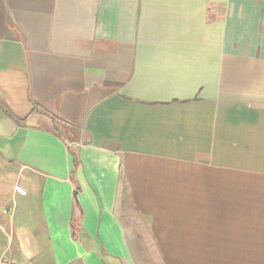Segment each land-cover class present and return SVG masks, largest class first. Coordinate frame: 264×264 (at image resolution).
<instances>
[{"label":"crops","instance_id":"obj_1","mask_svg":"<svg viewBox=\"0 0 264 264\" xmlns=\"http://www.w3.org/2000/svg\"><path fill=\"white\" fill-rule=\"evenodd\" d=\"M0 256L264 264V0H0Z\"/></svg>","mask_w":264,"mask_h":264},{"label":"trees","instance_id":"obj_2","mask_svg":"<svg viewBox=\"0 0 264 264\" xmlns=\"http://www.w3.org/2000/svg\"><path fill=\"white\" fill-rule=\"evenodd\" d=\"M52 120L54 122L55 130L61 139H66V137L68 136V137L72 138L74 141L78 140L79 132L76 129H74L72 127L62 126L59 122H57V118H52ZM72 157L74 160V169H75L78 167L79 160H78L77 156L73 153H72ZM72 237L75 240L79 239L78 233L75 231V229L73 227H72Z\"/></svg>","mask_w":264,"mask_h":264},{"label":"built area","instance_id":"obj_3","mask_svg":"<svg viewBox=\"0 0 264 264\" xmlns=\"http://www.w3.org/2000/svg\"><path fill=\"white\" fill-rule=\"evenodd\" d=\"M0 264H13L12 262L8 261L3 256H0Z\"/></svg>","mask_w":264,"mask_h":264},{"label":"rangeland","instance_id":"obj_4","mask_svg":"<svg viewBox=\"0 0 264 264\" xmlns=\"http://www.w3.org/2000/svg\"><path fill=\"white\" fill-rule=\"evenodd\" d=\"M66 139H67L68 141H70V137L67 136Z\"/></svg>","mask_w":264,"mask_h":264}]
</instances>
